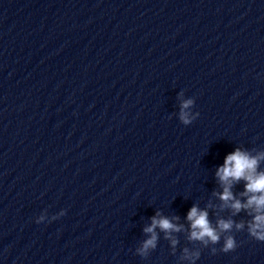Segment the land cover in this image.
Wrapping results in <instances>:
<instances>
[{
	"label": "clouds",
	"instance_id": "9594fccd",
	"mask_svg": "<svg viewBox=\"0 0 264 264\" xmlns=\"http://www.w3.org/2000/svg\"><path fill=\"white\" fill-rule=\"evenodd\" d=\"M192 104L193 100L188 99L183 101L181 105L180 119L186 125L194 119V117H190L189 113L185 111ZM262 159H264V152L253 156L249 152L237 148L226 155L223 164L216 171V176L223 186L222 193L218 194L219 199L223 202V206L231 208L233 214L239 213L242 209L250 210V214H253V220L248 224L249 234L255 240L264 242V171H258L259 162ZM240 180L245 181V190L241 194L247 197L244 203L236 199L231 191L233 183ZM64 214L62 210L59 216H63ZM53 218L56 219L58 217ZM44 219V215H40L36 219V223H41ZM174 219H178V217ZM187 220L190 222L191 228L189 239L201 241L204 244H208L209 242L213 244L218 243L220 232L230 231L233 227L231 219H220L217 222L218 231L209 221L207 211L200 210L196 206L191 207L188 211ZM235 226L237 229L244 227L243 223L236 224ZM182 227V225L174 224L169 218L160 216L157 213L156 216L152 217L151 225L144 229L146 233H151L152 235L144 242L143 247L139 250L140 253L144 254L149 248L155 247L157 239L155 229L159 228L166 234H170L171 232L181 231ZM172 243L175 245L177 241L173 239ZM236 247L235 239L232 236H228L221 251L227 253L234 251ZM184 252L186 258H190L188 249H185ZM191 256L198 257L199 253H192Z\"/></svg>",
	"mask_w": 264,
	"mask_h": 264
}]
</instances>
